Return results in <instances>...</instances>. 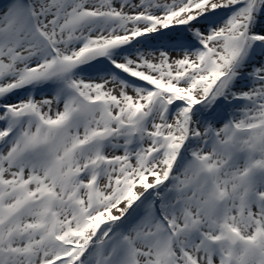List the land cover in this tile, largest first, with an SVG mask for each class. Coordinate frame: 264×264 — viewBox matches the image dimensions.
I'll use <instances>...</instances> for the list:
<instances>
[{"label":"snow or ice","instance_id":"6c2138e0","mask_svg":"<svg viewBox=\"0 0 264 264\" xmlns=\"http://www.w3.org/2000/svg\"><path fill=\"white\" fill-rule=\"evenodd\" d=\"M0 264H264V0H0Z\"/></svg>","mask_w":264,"mask_h":264}]
</instances>
